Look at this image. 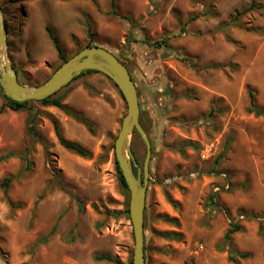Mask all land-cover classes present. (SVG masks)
Wrapping results in <instances>:
<instances>
[{
  "label": "rangeland",
  "instance_id": "rangeland-1",
  "mask_svg": "<svg viewBox=\"0 0 264 264\" xmlns=\"http://www.w3.org/2000/svg\"><path fill=\"white\" fill-rule=\"evenodd\" d=\"M12 1L0 8L21 84L41 85L61 65L46 27L67 59L100 46L128 68L151 141L146 264H234L224 241L232 222L241 228L232 247L250 254L237 264H264V0L244 14L251 0H115L117 16L111 0ZM248 92L263 115L250 113ZM65 94L93 133L54 107L0 115V155L26 161L0 163V184L13 178L7 196L0 188V264H132L129 194L114 160L126 104L102 74L77 79ZM34 111L37 138L27 132ZM48 117L90 157L63 149ZM130 149L142 168L139 135Z\"/></svg>",
  "mask_w": 264,
  "mask_h": 264
},
{
  "label": "water",
  "instance_id": "water-1",
  "mask_svg": "<svg viewBox=\"0 0 264 264\" xmlns=\"http://www.w3.org/2000/svg\"><path fill=\"white\" fill-rule=\"evenodd\" d=\"M7 34L0 8V88L14 102H37L59 92L81 72L96 71L113 82L125 104L126 114L114 141V156L129 194L128 213L133 234L132 264H146L144 256V209L150 179L151 141L140 124L138 93L128 68L110 51L99 46L82 49L63 62L41 85L26 86L20 83L17 72L6 54ZM137 132L146 149L140 168L130 149L131 137ZM133 168L137 173L134 174Z\"/></svg>",
  "mask_w": 264,
  "mask_h": 264
},
{
  "label": "trees",
  "instance_id": "trees-1",
  "mask_svg": "<svg viewBox=\"0 0 264 264\" xmlns=\"http://www.w3.org/2000/svg\"><path fill=\"white\" fill-rule=\"evenodd\" d=\"M62 1H76V0H62ZM12 2H18V0H13ZM258 2H259V0H251L250 4L242 11V13L244 14V13H247V12H250V11H253V10L259 8L260 6H259ZM110 11H111V13L113 15H115V16L118 15V9H117L115 0H111ZM45 30H46V32H47V34L49 36V39H50V41H51V43H52V45L54 47V50H55V53H56V57L58 58V60L62 64L63 62H65L67 60V58H66V56L64 54L63 48L61 47V45H60L58 39L56 38V36L49 29V27H46ZM166 39H168V38H166ZM159 45L161 47L167 48V41L166 40H162L159 43ZM86 47H89V45H87ZM90 74H100V73H98L96 71H92V70L81 72L80 74L75 76V78H73L71 80V82L69 84H67L59 92H57L56 94L52 95L49 98H46V99H44L42 101H37V102H33V101H29V102H14V101L10 100L9 98H7L3 94V92H2V90L0 88V98H2L3 101H4V105L0 108V115L2 113H4V109L5 108H8L12 112H21V111H24V110L32 111L31 106H33V105L42 106V107H54V108L62 111L64 114H66L67 116L71 117L72 119H74L78 123L82 124L83 126H85L89 130V132L93 133L92 124L89 121H87L86 119L82 118V116L79 113L73 111L72 109H70L69 107H67L66 105L63 104V101H64L65 96H66L65 91L69 88V86L74 81H76L77 79H79L81 77H84L86 75H90ZM248 96H249V100H250V109H249L250 113H254L255 115H258V116L263 115L262 111L259 110L257 108V106H256L255 97H254L253 93L252 92H248ZM37 113L38 112H36V111H34V113H32V117L30 118V120L28 122V127H27L28 135H30L31 137H34V138L38 137L36 132H35V129H34L35 122H36L35 119H36ZM48 118H49V120H50V122H51V124L53 126L54 133H55V136H56V138L58 140V143L63 149H65L69 153H72V154L77 155V156L82 157V158H89L90 157V154L84 148H82L80 145H78L76 143H73V142H70L68 140H65L61 136L57 121L55 119H53L52 117H48ZM139 121H140V124H142L141 113H140ZM144 130H146V129H144ZM146 132H147V130H146ZM134 134L139 135L137 132H134ZM42 144H44V143H42ZM112 148H113V146H112ZM17 157L20 158L22 162L25 161V159H23V155L19 156L15 152L9 151V152H6V153H3L2 155H0V163L3 162V161H6L8 159L17 158ZM138 164L141 165L139 162H138ZM115 168H116V171H117V174H118V180H119L120 186L123 189V191L125 192V195L127 196V193H128L127 192L128 191L127 190V186H126L125 181H124V179H123V177L121 175V172H120V170L118 168L116 160H115ZM133 170H134V174H136L135 168H133ZM12 180H13V178H8V179H5L0 184V188H2L5 196H7V193H8V190L10 189V185H11ZM166 199L173 207H176V204L170 200L168 195H166ZM75 200L78 203V211H81V209H82L81 201L78 200V199H75ZM208 201H209V204L211 206H215L216 207V201H215V195L214 194L210 195L208 197ZM8 204L10 205L11 209H16V208H20L21 207L20 205L12 204L10 201H8ZM126 214H128V210H126ZM262 225H260V227H259V235L261 237H263V231H264V228H263ZM55 227L56 226H54V228L50 232L49 236L53 235V231L55 230ZM240 231H241L240 226L237 223H233L232 222V223H230L229 228H228V230L226 231V233L224 235V241L229 246L228 260L230 262L234 263V264H237L238 260H247V259L250 258V254H248V253H237L235 251V249L232 247L231 236L233 234H235V233L240 232ZM49 236L44 238L43 241L48 240ZM163 236H164V238H168L169 239V238H174L176 236V234H172V233L169 234L168 233V234H165ZM96 259L97 260H107V258H105V257H97Z\"/></svg>",
  "mask_w": 264,
  "mask_h": 264
},
{
  "label": "bare ground",
  "instance_id": "bare-ground-1",
  "mask_svg": "<svg viewBox=\"0 0 264 264\" xmlns=\"http://www.w3.org/2000/svg\"><path fill=\"white\" fill-rule=\"evenodd\" d=\"M1 53H2V50H1ZM1 53H0V55H1Z\"/></svg>",
  "mask_w": 264,
  "mask_h": 264
},
{
  "label": "built area",
  "instance_id": "built-area-1",
  "mask_svg": "<svg viewBox=\"0 0 264 264\" xmlns=\"http://www.w3.org/2000/svg\"><path fill=\"white\" fill-rule=\"evenodd\" d=\"M240 218H243L242 216H240Z\"/></svg>",
  "mask_w": 264,
  "mask_h": 264
}]
</instances>
